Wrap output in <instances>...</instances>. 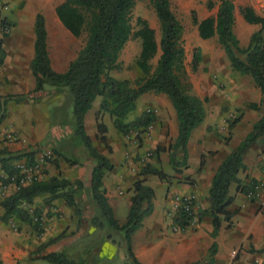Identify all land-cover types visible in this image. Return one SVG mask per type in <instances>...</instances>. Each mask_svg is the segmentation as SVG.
I'll return each mask as SVG.
<instances>
[{"label":"trees","instance_id":"trees-1","mask_svg":"<svg viewBox=\"0 0 264 264\" xmlns=\"http://www.w3.org/2000/svg\"><path fill=\"white\" fill-rule=\"evenodd\" d=\"M147 1L159 24L158 43L155 41L153 28L144 19L137 18L138 27L132 31L130 12L134 0H61L56 4L53 9L54 14L70 35L78 37L84 33L83 44L62 71H55L50 65L44 17L40 11H37L32 21L34 40L33 56L30 61L34 87L29 94H26L27 96L31 93L36 94L44 89L45 84H48L55 89H61L65 95L67 103L69 102L71 106L73 132L93 163L89 170V183L85 188L95 211L89 220L98 227L106 226L109 231L120 236L126 252V264H140L131 252L130 236L140 225L142 218L152 209L154 193L152 188L144 183L143 177L154 175L159 181H167L169 175L157 166L144 164L137 173L142 178L135 179L130 184L128 211L124 222L119 224L113 216L101 183L103 174L112 166L108 158L91 144V139L83 125L85 112L90 108L93 99L99 96L98 110L94 115L96 138L105 144L106 126L99 119L101 112H107L112 126L119 133L125 134L133 129H142L155 120L149 109L127 120V115L134 109L135 100L140 94L155 92L165 95L175 111L177 120L176 137L167 147L168 163L174 173H180L178 167L186 164V143L190 131L204 118L203 100L187 93L180 81V75L183 74L182 25L171 11L169 0ZM213 1L217 2L214 16H208L199 21L192 17V22L196 25L199 37L208 38L215 34L230 68L241 75L249 76L258 88L259 103L250 102L246 107L259 109L260 116L251 124L245 136L216 166L207 190V208L195 210L196 222L204 215L211 218L212 240L207 260H198L191 264H211L212 262L216 251L215 237L220 223L226 221L229 225L230 221L231 214L227 210L231 201V197L227 194L229 184L234 182L236 188L246 195L253 189L254 184L258 183L251 178L242 184L236 174L245 167L243 155L246 149L258 137L264 135V17L254 14L249 7L240 9L246 22L259 24V28L250 35L247 46L240 47L232 31L233 4L231 0H207L205 5L208 10L212 8ZM5 28H8V24L0 20V30L4 32ZM130 36L139 40L140 48L134 65L143 75L134 80V87L129 85L128 80L116 79L108 74V70L117 69L119 52ZM157 50L159 53L152 67L150 61ZM198 59V55H195L192 67H195ZM13 97L19 100L24 96L7 95L2 98L0 121L4 116L2 104L7 98ZM39 97L32 95L30 99L38 101ZM231 125L232 122L228 124V127ZM159 149L163 148L156 147L155 151ZM34 153L35 150L16 153L0 151V168L7 175L6 178H0V183L3 185L9 183L10 176L16 172L10 165L12 161L24 158L28 165L32 162ZM261 167L264 175V165ZM14 184L15 190L0 199L2 209L0 220L6 222L7 219L14 218L20 223L29 224L35 219L36 223L39 222L42 216L40 208L30 206L35 197L45 195L42 199L43 206L49 209L52 207L53 200L62 199L65 205L73 207L76 223L79 221L81 211L76 196L83 190L80 179H69L58 173L45 179H33L24 185H18L15 180ZM254 199L255 195L249 197V200ZM52 215L55 214L51 212L45 214L46 217ZM172 221L182 230L189 225V216L186 212H179ZM104 237L111 236L107 232ZM61 238L62 235L57 234L39 243L35 250L38 255L36 258L45 261L46 264H97L92 262V257L89 260L88 247L75 258L69 257L64 250H48L49 246ZM0 264H2L1 259Z\"/></svg>","mask_w":264,"mask_h":264},{"label":"crops","instance_id":"crops-1","mask_svg":"<svg viewBox=\"0 0 264 264\" xmlns=\"http://www.w3.org/2000/svg\"><path fill=\"white\" fill-rule=\"evenodd\" d=\"M60 1L51 3V0H37L35 2L39 3V11L43 17L48 16L50 25H54L56 21L59 22L55 18L56 16H51V13H54V6ZM206 2L207 0H204L202 4H198V10L195 14L197 21L208 16H214L213 9L208 10L206 8ZM231 2L233 4L232 31L238 45L246 47L250 35L259 28V24L246 22L240 9L249 7L254 14L264 17V0H231ZM216 8L217 2L215 10ZM31 9V5L27 3L21 11L12 15L11 19L14 22L16 21V26L20 31L11 34L9 36L10 41L3 40L4 46L0 45V102L7 95L24 96L19 100L14 97L7 98L4 104L1 103L4 116L0 121V131L6 130L16 136V141L6 148L7 151L11 152L30 150L32 146L40 143L48 135L51 131V119L56 108L55 105L58 104L56 98L51 96H48V98L45 96V101L43 96L38 101H33L30 99L32 95L41 96V94L31 93L28 96L26 95L34 87V77L30 71L34 34L28 32L24 25L25 20L26 23L28 21L32 22L34 14L37 12L31 11ZM47 24L45 29L46 46L48 47L49 32H47ZM194 31L191 34L192 41L200 50L202 56L207 53L208 56L211 55V49L214 45L217 46L214 51L222 64L211 59V61L208 60L207 67L220 74L222 71L221 66L225 68L227 62L223 56V50L217 42V36L214 34L208 38L199 37L196 25H194ZM67 33L69 32L67 31ZM67 63L59 64L60 68L57 69L50 61L51 67L58 71L64 70ZM202 66H204L203 62L200 67ZM223 74L224 72H221L217 83L219 85L222 83L230 84L232 91L229 94L226 90L217 92L216 85L210 82L207 77L201 75L198 70L195 77L191 79L192 94L199 98L207 96L208 101L203 104L204 118L202 122L190 131L186 143V164L178 167L180 173H172V171L162 168L163 172L169 175L168 181H159L153 175L143 177L144 183L152 188L154 196L151 212L142 218L140 225L130 236L131 252L140 264H191L198 260H207L208 249L212 240L210 237L211 218L204 215L198 222L180 230L173 228L170 214L172 203L183 195L193 196L196 210L207 208V190L216 166L245 136L250 130L251 124L260 116L259 109L246 107L248 103L258 104L260 100V92L250 77L239 75L236 71L231 72V76L229 71L228 76ZM46 86L49 85L45 84L44 88ZM226 104L228 105V111H223V106ZM239 107H243V110L237 112L236 109ZM90 109L85 112L83 117L84 130L87 135L90 134L89 132H96L94 117L90 115V118H88ZM153 112L155 120L151 123L152 128L149 135L141 137V142L135 151L139 155L150 151L152 156L149 160L150 164L153 166L160 164L161 167L166 168L168 163L167 147L176 137L177 120L174 111L170 113L169 118L161 108H156ZM227 116H235L231 127L226 125L225 119ZM99 117H101V113ZM106 130L107 135H111L112 132L109 131L107 126ZM224 134H226V138L220 136ZM235 134L239 135L237 139H234L236 138ZM113 140L108 142V145H111V151L106 155L112 167L101 178L104 195L112 212L114 210L112 202H114V205L117 204V199L125 192L127 193L125 201L129 205L130 184L133 180L142 178L126 168L128 164L124 162L125 159H122V143L120 144V140L119 142L116 141L117 139ZM263 141L264 135L258 137L246 149L243 155L245 167L236 174V177L242 184L248 182L251 178L255 179L262 184V191L264 192V175L261 167L264 165ZM156 147L165 148L155 151ZM90 163H80L77 172L73 174L64 172L62 175L69 179H80L83 184L82 191H86L88 196V191L85 188L88 186L89 170L93 164ZM44 169L41 179L58 174V171L53 170L48 163L45 164ZM5 177V173L0 168V178ZM14 190V183L9 182L6 185L0 183V199ZM227 194L231 197L227 207L231 214L230 221L229 225L226 221L220 223V228L215 237L216 251L211 264H251L254 260L264 264V207L260 206L261 193H258L259 196L257 195L256 199L248 200L240 189L236 188L235 183L231 182ZM44 196L35 197L30 207L41 208L43 203L40 199L42 200ZM51 203L50 212L57 209L60 211L58 213L59 221H62L60 226L71 230L72 225L76 223L73 207L65 205L62 199H55ZM44 208L46 209V207ZM1 213L2 209L0 207ZM53 216L55 215H52L49 219ZM117 222L121 224L124 221L119 222L117 220ZM17 226L18 229H16ZM25 226L26 223H20L14 218H9L6 222L0 220V259L2 264H40V259H34L36 247L51 233L42 232V236L41 233L36 235L34 232L26 231ZM71 242L72 240L65 237L64 242L60 243L59 249L64 250L65 246ZM53 249L48 248V250ZM64 251L67 254V251Z\"/></svg>","mask_w":264,"mask_h":264},{"label":"rangeland","instance_id":"rangeland-1","mask_svg":"<svg viewBox=\"0 0 264 264\" xmlns=\"http://www.w3.org/2000/svg\"><path fill=\"white\" fill-rule=\"evenodd\" d=\"M60 0H51V3L57 2ZM37 0H0V20H4L8 24L7 31L3 32L0 30V45L4 46V41H10L9 36L11 34H14L15 32L20 31V29L16 26V21L14 22L11 18L13 14H16V12L21 11L24 6L29 3L32 7L31 11H39L40 5L39 3H35ZM204 0H169L170 9L175 15V17L180 21L182 25V34H181V40H182V47H183V60H182V68H183V74L180 75V81L182 83L183 89L187 92L192 94V77H195V74L197 73V70L201 72V75L204 77H207L210 82L214 83L216 85V91H224L226 90L229 94L230 91H232L230 84H221L217 83V81L220 79L219 75L221 72H224L223 75L228 76V71L234 72L226 59V67L221 69L222 71L220 74L216 72L213 69H209L207 67L208 60L211 61L215 60L216 63H221L220 58L214 51V48L217 46L214 45V47L211 49L212 53L208 56L207 54H204L202 56L200 50L195 46V44L192 41L191 34L194 31V23L192 22V17H195V14L198 10V4H202ZM213 12H215V6L216 1H213ZM51 16H54V13H51ZM215 14V13H214ZM56 18V17H55ZM137 18H141L146 20L148 25L153 28L154 30V38L156 43H158L160 29L158 21L154 15V12L149 5L147 0H134L133 6L130 12V22L132 26V31H135L138 27L137 25ZM45 25L47 24V32H49L48 35V54L50 57L51 63H53V66L57 69H59V64H65L70 59H73L83 44L84 40V33L80 34L78 37H71L69 33L60 25L59 22L56 21L54 25L49 24V18L48 16H45L44 18ZM25 28L28 32L32 31V22L28 21L26 23V20L24 21ZM218 42V41H217ZM6 43V42H5ZM219 44V43H218ZM140 43L139 40L134 37L130 36L129 39L125 42L123 45L121 51L119 52L117 64V69H111L108 70V74L115 77L116 79H126L129 82V85L131 87H134V80L136 78L143 77L142 73L136 68L134 65V61L137 57V54L139 52ZM221 48V46H220ZM159 51L157 50L155 56L151 59L150 63L153 67L155 65V61L157 58ZM195 55H198V61L196 62L195 67H192L193 65V58ZM203 59V61H202ZM206 60V61H205ZM224 60V59H223ZM205 61V62H204ZM203 62L204 66L200 67L201 63ZM202 68L200 70V68ZM55 70V69H54ZM58 71V70H55ZM240 75V74H239ZM220 93V92H219ZM36 94H41L39 99L43 96V100L45 101V96L48 98V96L56 98V101H58V104L55 102V110L54 114L51 119V131L48 133V135L40 142L32 146V149L35 150L36 153L44 151V150H50L52 152V158L45 161V164L48 163L51 165L53 170L58 171L61 175L65 173L67 174H73L74 172L78 171V167L81 164H91V160L87 156L86 149L81 144L80 140L77 136H75L73 132V124H72V115H71V106L69 102L67 103L65 99V95L61 91V89H55L54 87L46 86L43 91H40ZM203 100V104L206 103L207 96H204L203 98H200ZM100 101V97L96 96L92 103H91V109L88 111V118H90V115L94 117L96 111L98 110V104ZM156 108H161L167 115V117H170V113L174 111L172 108L169 100L167 97L161 93H155V92H145L140 94L136 100H135V107L132 111H130L127 115V120L134 118L135 116L139 115L144 110H151V112L154 114V110ZM243 110V107H239L236 109V111ZM223 111H228V105L223 106ZM175 112V111H174ZM55 116V117H54ZM103 117V120H102ZM235 118V116H227L225 119L226 125L232 122V120ZM99 119L106 124V126L109 128V131H111V135H107V130L104 133L106 143L102 144L99 142V140L96 138V132L88 135L91 139V144L96 148V150L103 154L108 155L111 151V145H108V142L114 141L113 139H117L116 141L120 144L122 143V153L123 158L125 159L124 162L128 164L126 168H128L130 171L134 173H138L140 171V168L147 164L152 157L150 154V151H147L143 155H139L136 153V148L141 142V137L143 135L147 136L148 133L142 129H135L138 130V135L135 137L136 142L132 143V138L125 134L119 133L111 124L110 116L107 112H101V117ZM134 130V129H133ZM8 131H0V151L6 150V148L11 146L15 140H8L5 138V133ZM12 133V132H11ZM237 133V132H236ZM238 134V133H237ZM235 134L234 136L237 139L239 135ZM237 135V136H236ZM221 137L226 138V134L220 135ZM113 138V139H112ZM124 139V140H123ZM122 140V142H121ZM264 142V141H263ZM170 144V143H169ZM168 144V145H169ZM121 146V147H122ZM165 148V147H163ZM26 150V151H30ZM7 151V150H6ZM11 152V151H10ZM20 152V151H19ZM22 152V151H21ZM13 153H16V151H13ZM128 155L126 158L125 155ZM129 158V159H128ZM158 168L162 170V168L167 171H172L169 163H167L166 168L161 167L160 164H157ZM45 166V165H44ZM42 174H44V167L42 170ZM163 171V170H162ZM154 176V175H153ZM156 177V176H154ZM168 181V180H167ZM259 193H261V203L260 206L264 207V192L262 189L259 190ZM258 195V194H257ZM255 195V199L259 196ZM127 196V193H123L119 196V199H117V204L114 205V202H112V205L114 206L113 210V216L119 221L123 222L125 220L126 213L128 211V203L125 201V198ZM245 196V195H244ZM246 197V196H245ZM246 199L249 200V198L246 197ZM40 201H42L40 199ZM77 203L80 206L81 211V217L77 223L73 224L71 227V230L62 228L60 226L59 216L58 213L60 211L55 210L51 213H54L55 216L53 218L49 219L50 217H46V212H50L49 209L46 206H43L40 208L41 211V219H39L36 223L35 219L32 220L31 223L26 224L25 228L26 231H29L30 233H36V235H39L42 232L51 233L48 234L45 240L49 237L55 236L57 234H61L62 238L54 243L53 245L49 246L48 248H54L59 249L60 243L64 242V238L68 237L70 240H72L71 243L67 244L65 246L64 250L67 251V255L71 258H75L79 253H83V250L88 247L89 253L87 254L89 260L92 257L93 261L97 264H126L127 258H126V252L124 245L121 241V238L119 235H117L114 232L109 231V229L106 226L98 227L90 222V217L95 214L93 203L90 200L89 196L87 195L86 191H81L79 195L77 196ZM46 207V209L44 208ZM75 216V215H74ZM76 219V216H75ZM36 223V224H34ZM19 227L17 226L16 229ZM110 234V238H105L106 233ZM73 237V238H72ZM72 238V239H71ZM44 240V241H45ZM38 255H35L34 259ZM91 258V259H92ZM39 260V259H38ZM38 262V261H37ZM36 262V263H37ZM40 264H46L45 261L41 260L39 261Z\"/></svg>","mask_w":264,"mask_h":264},{"label":"built area","instance_id":"built-area-1","mask_svg":"<svg viewBox=\"0 0 264 264\" xmlns=\"http://www.w3.org/2000/svg\"><path fill=\"white\" fill-rule=\"evenodd\" d=\"M7 31V28L4 29V32ZM152 128L151 123H148L146 126H144L143 130L146 132V134L150 132ZM138 130H131L128 135L132 138L131 142L135 143L136 139L135 137L138 135ZM5 138L8 140H15L16 136L15 134L11 132L5 133ZM125 157L127 158L128 155L126 154ZM52 158V152L50 150H44L41 152L34 153L32 162L27 165L24 158H20L17 160H14L10 163L12 168L15 169V173H13L10 176V182L15 183V180H17L18 185H24L30 182L33 179H41L42 170L45 165V161ZM129 159V158H128ZM6 175V174H5ZM7 177V175H6ZM5 177V178H6ZM263 186L260 183L254 184L253 189L248 191L246 193V197L249 198L253 195H257L259 193V190L262 189ZM194 199L192 195H183L179 197L175 202L172 203V209H171V221L172 218L177 216L179 212H186L189 216V225L196 223V216H195V208H194ZM173 223V221H172ZM174 229H179L177 225L173 223ZM230 264V263H229ZM251 264H262L259 261L254 260Z\"/></svg>","mask_w":264,"mask_h":264}]
</instances>
